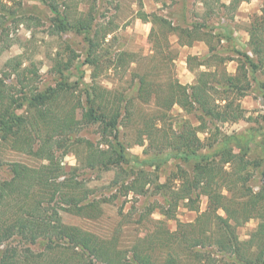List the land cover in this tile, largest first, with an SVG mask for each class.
<instances>
[{"label": "trees", "instance_id": "16d2710c", "mask_svg": "<svg viewBox=\"0 0 264 264\" xmlns=\"http://www.w3.org/2000/svg\"><path fill=\"white\" fill-rule=\"evenodd\" d=\"M37 1L53 15L52 32L84 35L85 63L92 74L89 83L82 82L84 77L72 83L64 80V73L72 66L70 59L65 66L55 64V72L60 76L56 85L39 90L36 68L22 67L19 57L5 64L3 75L6 79L14 75L22 96L14 98L10 86L0 78V145L9 143L42 163L29 168L13 162L9 164L11 178L0 182V207L7 198L22 200L18 214L0 223V264H182L185 258H192L195 264H205L206 260L207 264H219V258L220 264H264V164L262 167L260 161H248L242 152L233 153V138L221 134L215 125L244 119L240 100L250 89L253 75L264 74V0L260 14L253 18L247 31L248 51L235 49L232 56H222L217 47L225 36L205 30L204 25L180 28L166 24L160 16L140 11L138 18L152 25L149 37L153 43H167V29L177 32L179 45L191 46L200 41L205 43L208 53L204 57H187L189 70L195 72L191 85H183L177 79L163 85L146 74H136L132 98L130 80L127 93L103 87L98 81L102 68H117L130 55L118 53L111 57L100 48L96 32L92 33L95 0L77 17L70 15L72 0ZM199 1L205 8L210 0ZM242 1L249 0H231L227 5L220 4V0L214 3L227 19L233 20ZM206 17L210 18L208 13ZM183 37L185 41L181 42ZM228 61L236 63L234 74L224 67ZM75 92L76 106L71 101ZM137 105H152L155 111L141 115L138 121ZM174 106L193 114L199 126L193 127L187 120L166 124ZM18 109H24L22 115L17 114ZM130 125H136L135 144L142 145L147 140L144 160L129 155L120 139L121 127ZM92 126L102 140L100 144L80 136L82 129ZM199 131L208 133L207 143L199 138ZM203 149L216 150L217 154H200ZM163 152L167 155L160 157ZM67 154L77 161L70 172L61 166ZM171 160L195 161L190 173L177 166L173 173L178 181L176 186L170 184L175 182L173 179L160 183L157 175ZM143 166L153 171H146ZM258 169L262 183L253 192L247 182ZM110 170L115 174L113 183L119 184L124 193L152 194L163 199L161 205L154 202L148 209L149 214L157 210L163 220H155L158 228L140 238L128 252L130 256L114 240H101L77 226L65 224L61 217V212L88 219L100 216L103 200L91 197L92 191L83 186L84 180H78V176L80 171ZM34 189L31 197L29 193ZM200 196L207 198L203 212L199 210ZM51 203L55 205L52 208ZM179 203L198 215L193 222H177L170 231L166 221L175 220ZM251 218L259 223L248 240L240 242L236 227ZM201 222L205 226L199 228ZM14 237L29 246L8 247ZM153 240L162 246L158 256H153L155 249L147 246L154 244ZM206 248L214 249L218 260L208 258L202 263L199 249Z\"/></svg>", "mask_w": 264, "mask_h": 264}, {"label": "rangeland", "instance_id": "374dc122", "mask_svg": "<svg viewBox=\"0 0 264 264\" xmlns=\"http://www.w3.org/2000/svg\"><path fill=\"white\" fill-rule=\"evenodd\" d=\"M227 1L220 0V4ZM259 1L250 2L252 3L249 7L251 10H247L246 7L241 8V11L237 9L234 19L230 20L224 16L221 10H217L214 0H210L205 8L199 0H95L96 20L92 33L96 32L95 36L100 48L103 52L111 54V57L113 55L117 57L118 53L130 55V57H125L126 62L117 68L108 70L102 68L99 71L98 81L103 87L126 92L129 90L130 80V98L133 97V87L137 82L136 74H146L150 79L163 85L171 79H177L183 84H188L189 81L193 83L195 73L188 70L186 59L189 54L178 45L180 42L177 38V32L166 29L168 42L165 43L160 40L159 43H153L149 37L152 25L139 19V12L148 15L155 14L164 18L166 24L169 23L171 26L180 28L204 25L205 30L212 31L215 35L225 36V39L217 47L222 56H232L235 49L243 53L248 51L246 31L249 27L247 28V25H250L253 18L260 14L261 2ZM69 3L71 17H77L78 12L88 9L92 0H72ZM256 7H258L257 12L252 10ZM206 13L210 18L206 17ZM52 16L49 9L37 0H0V78H3L4 83L10 86L11 89L9 88V90L16 99L21 98L22 95L20 88L14 81V75L8 79H6V75H3L6 70L5 64L15 57H19L18 62L22 64V67L33 66L36 68L39 90L54 87L60 80V76L55 72V64L65 66L70 59H73L71 61L72 66L69 72L64 73L63 79L72 83L77 81L79 77H84L82 82H90L92 69L85 63L87 44L84 35L71 31L65 33L52 32ZM184 41L183 37L181 42ZM199 52V57L206 56L204 49L201 50L200 48ZM234 66H236L235 62H226L224 67L232 71ZM77 96L78 93L75 92L74 97L71 98L75 106ZM240 101L245 110L243 120L237 123H215V125L221 134L233 138L230 144L233 153L242 152L248 161H260L263 167L264 74L257 72L253 75L250 89ZM150 106L137 105L135 117L138 119L136 120L139 121L143 114L153 113L155 108ZM23 110L18 109L17 114L22 115ZM169 116L167 122L165 121L166 124L170 125L174 122L179 123L187 120L193 127L199 126L196 117L193 114H187L179 106H174ZM210 126L213 125L210 124ZM120 133V139L124 147L127 148V153L144 160V144L147 143V140L142 145L134 143L137 134L136 125H130L128 128L121 127ZM198 135L204 141L206 138L210 140L208 133L199 131ZM80 136L95 144L102 142L97 134V129L93 126L82 129ZM215 151L203 149L200 154L214 157L217 154ZM164 155H167V152L160 154V157H164ZM13 162L29 168L38 167L42 163L38 159L14 149L9 143H2L0 145V182L11 178L9 164ZM194 163L193 160L189 162L171 160L157 172L159 182L164 183L167 179L175 180L173 173L177 170V166L190 173ZM76 165V158L72 154L65 155L61 160V166L66 172H70ZM143 167L146 171H153L148 166ZM260 170L253 171V177L247 182V186L253 192H257L262 183ZM114 176L112 170L104 172L80 171L78 180H84L82 181L83 186L92 191V194L89 195L103 200L101 203L102 213L95 219L73 216L64 212H61V217L65 224L77 226L82 231L92 233L101 240H114L117 247L126 251L127 255L130 256L128 252L131 251L132 246L140 238L151 232L150 230L158 228L155 225V220H163L157 210L151 214L148 213L151 204L157 202L161 205L163 199L152 194L147 196L126 194L119 188V184L113 183ZM170 184L176 186L178 181H171ZM35 190L30 191L31 197H33L32 192ZM225 193L227 195V191ZM21 202L22 200L16 197L5 199L0 207V223L11 220L12 216L17 215L21 208ZM53 206L55 205L51 203L49 207L52 208ZM206 206L207 198L200 196V212H203ZM197 215L195 211H190L184 207L183 203H179L175 220L166 221V226L170 231H173L177 222H193ZM258 223V219L251 218L244 224L237 226L236 238L240 242L247 241ZM204 226L205 222H201L199 228ZM153 243L152 245L147 244V246L155 249L153 256H158L161 254L162 246L158 245L156 240H153ZM12 246L24 248L29 245L19 237H14L8 243V247ZM31 248L37 250L38 246H31ZM199 250L201 251L198 256H200L202 263L208 258L209 260H218L219 258L214 249ZM183 254L180 255L181 258H184ZM220 259L216 263L220 264ZM182 264H195V262L192 258H185ZM205 264H207V260Z\"/></svg>", "mask_w": 264, "mask_h": 264}, {"label": "crops", "instance_id": "0c3cea01", "mask_svg": "<svg viewBox=\"0 0 264 264\" xmlns=\"http://www.w3.org/2000/svg\"><path fill=\"white\" fill-rule=\"evenodd\" d=\"M229 2L231 1V0H228ZM222 2V3H224L225 5H227V4H229V2ZM253 0H249V1H242L241 3H240V5L238 6V11H241L240 9L241 8H243V7H246V9L248 10V9H250L249 7H250V5L252 4V3H250V2H252ZM259 2H261V7H262V0H260ZM258 9V7H256V8H254V9H252L253 11H256ZM251 10V9H250ZM260 11V10H259ZM251 12V11H250ZM257 12V11H256ZM236 13H237V11H236ZM235 13V14H236ZM237 17V16H236ZM247 25V24H246ZM250 25H247V28L249 27ZM247 32V31H246ZM247 34V33H246ZM179 45V44H178ZM180 47H182V50L183 51H186V53L187 54H189L190 56H198L199 57V54H200V52H199V50H200V48H201V50H203L204 49V51H205V54L204 55H207V53H208V49H207V46L205 45V43H203V42H200V41H196V42H194V43H192V45L191 46H183V45H179ZM188 55V56H189ZM203 55V56H204ZM187 56V57H188ZM187 60V59H186ZM228 62H230V63H234V61H228ZM236 64V63H235ZM187 67H188V65H187ZM202 69V68H201ZM226 69V68H225ZM188 70H189V68H188ZM190 71V70H189ZM226 71L229 73V74H234L235 73V71H236V66H234L233 67V70L232 71H229V70H227L226 69ZM190 72H194V71H190ZM195 73V72H194ZM192 82V81H191ZM190 81L189 82H187L188 84H183V83H181V84H183V85H191L192 83H191ZM194 82V81H193Z\"/></svg>", "mask_w": 264, "mask_h": 264}]
</instances>
